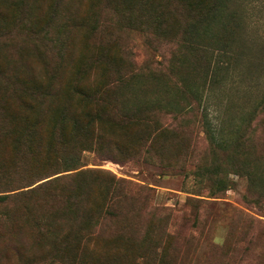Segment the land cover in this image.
<instances>
[{"label": "rangeland", "instance_id": "rangeland-1", "mask_svg": "<svg viewBox=\"0 0 264 264\" xmlns=\"http://www.w3.org/2000/svg\"><path fill=\"white\" fill-rule=\"evenodd\" d=\"M237 1L243 19L238 31L240 39L234 34L235 46H240L236 49L240 57L230 61L227 68L218 70L213 82L209 80L213 72L210 70L202 93L196 99L193 92L199 86L204 69L195 56L200 52L183 46L178 48L177 35L170 37L171 41L163 49L154 51L136 20L139 16L137 0H123L116 9L129 11L133 29L127 30L110 19L111 15L102 8L103 1L89 4V0H73L77 13L72 20L58 14L63 8L58 0H7L0 5V104L5 100L0 105L1 118L9 119L8 115L13 113L31 117L27 107L37 101L20 92L24 89L21 86L24 80L15 76L14 81L4 79L6 74H22L27 68L30 74L37 75L44 69L41 66H46L49 72L53 66L57 86L64 91L76 78L70 70L77 63L76 56L82 53L83 43L92 41L86 29L94 24L102 39L107 38V32L111 36L110 53L115 57L125 48L138 65L159 60L161 68L165 65L167 71L159 79L146 74L148 79L132 87V81L124 83L117 93L112 91L108 97L117 103L113 112L120 114L129 107L157 101L179 102L182 110L158 117L162 126H175L172 131L154 130L153 122L148 126L127 123L129 126L125 127L111 119L98 127L94 124L93 130H97L93 139L97 141L78 148V166L74 170H64L58 152L46 155L54 132L66 135L64 139L74 135L70 124L61 129H47L40 145L32 147L41 150L39 157L31 158L30 163H20L17 168L11 167L14 155L19 159L25 149L13 143L1 146L8 142V138H3L0 184L13 179L12 184L20 186L11 191L16 192L56 176L86 171L74 180L91 181L87 204L94 208L90 219L65 222L63 228L74 227L75 235L68 231L62 245L60 240L64 237H58L56 242L61 251L54 253L49 244L32 248L35 234L26 221L24 209L4 211L0 205V234L6 240L13 238L11 233L19 226L24 248L21 257L16 259L10 248L2 250L0 247V253L7 257H0L3 258L0 264H264V108L254 109L264 101L261 99L264 93V0ZM67 5L70 13L72 9L74 12V8ZM124 15L126 17L127 13ZM74 20L83 22L86 29L73 30L76 28ZM105 22L107 29L102 26ZM59 29L70 35L66 50L69 56L59 63L57 50L52 55L43 48L48 65L42 63L32 49L38 50L39 43L35 41L41 36L54 37L61 33ZM63 47L64 43L58 51ZM213 59L214 56L211 62ZM92 72L85 79L86 84L91 88L108 86L109 75L100 73L99 68ZM88 102L91 101H81L77 96L71 98V113L92 112L94 105ZM204 106L207 118L218 125L213 135L222 130L225 137L233 135L238 138L235 142L242 138L243 143L232 151L216 148L201 121ZM11 127L16 133L21 131L16 123ZM137 129L139 135L145 133L152 137V142L139 151L138 157L117 150L104 152V146H112L113 137L118 143H127L131 138L135 144L133 133ZM54 147L59 148L57 144ZM37 165L46 167L38 171ZM54 168L63 171L46 177L40 175ZM112 177L119 184L110 188L108 180ZM26 180L31 182L23 184ZM113 189L120 195L107 205L108 194ZM4 193L0 191V195ZM11 212L15 213V220ZM99 213L102 216H98Z\"/></svg>", "mask_w": 264, "mask_h": 264}, {"label": "trees", "instance_id": "trees-1", "mask_svg": "<svg viewBox=\"0 0 264 264\" xmlns=\"http://www.w3.org/2000/svg\"><path fill=\"white\" fill-rule=\"evenodd\" d=\"M58 1L63 3L62 10L60 12L57 11L58 14L69 19L71 17L72 20L77 13L74 7L75 3L72 5L73 0ZM97 1L98 3L103 1V3H101L103 4L102 8L106 9L109 16L111 15L110 19L113 20L119 28H125V30L133 29V21L128 18L129 11L126 12L123 10L121 12L116 10L118 6L122 4L123 0H114V3L113 0H89V4L92 2L96 4ZM163 1L164 0H137L139 8L137 14L139 16H137L136 20L140 22L138 25L143 27L142 30L145 32L148 43L154 51L157 50L158 52V50L163 49V47L171 41L169 38L177 35L178 38L175 39V42L178 43V48L183 46L184 48H190L200 52L195 56L198 61L202 62V67L204 69L201 72L199 86L195 90L196 92H193V97L196 99V97L202 93L206 83L207 73H209L210 70L213 69V72L209 76V80L213 82L216 75L219 74L218 70L227 68L230 61L233 60L234 62L236 58L240 57V53L236 51L240 46H235L236 38L239 37L240 39V32L238 31L243 25L239 2L237 0H165L164 3ZM6 2L7 0H0V5ZM21 3H23V1H21ZM67 4H69L71 8H74V12L72 9V13H70ZM100 7L99 5L98 8ZM111 9L115 10L112 12ZM126 13L127 15L125 17L124 14ZM82 23L81 21L74 20L73 26L76 28L73 30L84 28ZM102 26L104 29H107L106 22ZM59 30L61 33H56L54 37L41 36L35 41L39 43L38 50L36 52L35 47L32 49L42 63L44 62L48 65L45 60L46 50L51 54L55 53L57 50L56 54L59 56V63H61L65 57L69 56L66 50L70 43V35L67 36L66 31H63V29ZM98 30L95 24L89 30L88 28L86 29V35L92 37V41L83 43L82 53L76 56L77 63L73 64L75 66L70 70V73L73 71L72 75L75 74L76 78L67 89H64V91H62L60 85L57 86L56 77H54L52 72L55 71V67L53 66L50 68V72L46 70V66H41L44 69L37 75L30 74L28 69L25 68L22 74L16 72L13 75L6 74V77H4V79L12 81H14V76L24 80L21 85L24 89L20 90V92L25 93L30 99H37L35 104L32 103L33 105L31 106L26 105V107L28 106L27 109L31 110V117H26L25 115L20 117L17 113L14 114L13 112V114L8 115L10 117L9 119L8 117H0V142L5 141L3 138H8L9 142L6 141L1 146L13 143V145L25 149L23 156L19 155V159H16L18 155H14V160L10 159L13 162L11 163L12 168H17L16 166H19L20 163L29 162L33 157H39L41 150L37 151L38 148L33 149V145H40L43 134L47 129H61L66 124H70L71 128H73L74 135H70L69 139H64L66 135H62L60 131L58 132L59 134L54 132L53 135H51V144L46 153L48 157L50 153L54 151L58 152L59 157H57L59 160H63V168L66 171L77 168V161L79 160V152L77 150H79V147H88L89 145H87V143H96L97 140L93 139L95 130H97L96 128L93 130L94 124L98 127L106 124L111 119H116L119 125L123 123L125 127L129 125L138 126V124L141 126H148L153 122L155 125L154 130L160 129L161 131H168L167 129H171L172 131L175 129V126H162L161 123L159 124L158 117L168 113L174 114V112L182 111L179 102L176 101L170 103L157 101V103L138 104L131 109L129 107L125 110H121L120 114L115 113V111L113 112V108L116 107L117 103L113 98V100H111V98L108 97L112 91L117 93L124 83H130L131 81L132 87L137 84V82L148 79V77L146 78V74L149 77L153 76L159 79L165 75L167 71L164 70L165 65L163 69L161 68L162 61L159 60L151 61L146 65H138L130 56L129 51L125 48H122L121 52L118 51L115 57V54L113 55L110 53L112 42L109 38L111 36L107 32V38L102 39L101 36L97 34ZM171 34L173 35L170 36ZM234 34H237L235 35L236 38ZM63 43V50L58 51L60 45ZM174 45L176 47V44ZM43 48L46 49L44 50L45 52L42 50ZM163 54L164 52H162V55ZM213 56L214 59L211 62ZM211 63L212 67L210 66ZM96 68H99L100 73L103 75H109L106 80L108 81V86L98 85L91 88V85L84 82L85 79L89 77V74L93 70H96ZM27 84H29V86ZM76 96L81 101H91L88 102V104L92 103L94 105L92 112L87 111L82 115L72 114L69 101ZM261 99H264V93ZM197 102L200 103V101ZM4 103L5 100H3L0 105ZM20 105H22V102H20ZM15 106H17V103ZM263 108L264 101L261 105L258 104L254 106L255 110L258 109L261 111ZM203 109L205 113L201 110L200 115L204 130L207 135L211 136L210 141L216 148L232 151L235 147H238L239 144L243 143L242 138L235 142L238 138L233 137V135L225 137L222 134V130L220 134L218 131L216 135H213L218 125H214V123L207 118L208 111L205 106ZM254 109L253 111H255ZM14 123H16V127H20L21 131L19 133L12 130L11 126H13ZM127 123L130 124L127 125ZM9 131H11L12 134ZM138 133V129L133 133V135L136 136L135 144H133L131 138H129L127 143H118L119 141H115L113 137L111 141L112 146H104V152L117 150L124 154L132 153L133 156L138 157L139 151L142 149L144 150L145 147L147 148L152 142V137L149 138V134L145 135L144 133L139 135ZM245 140L249 141V137H246ZM250 140H252V138ZM55 144H57L59 148H55ZM0 154L4 155L3 151H0ZM38 166L39 165L36 167L38 171L46 167ZM60 171L63 170H59V168L48 169L41 172L40 175L46 177ZM84 172L86 171H76L63 177L56 176L41 181L26 190L16 192H11L20 187L12 184V181L15 180L7 179L4 183L0 184L3 185V187H0V191L6 192L0 195V205L3 207L4 211H6V209H11L13 211L24 209L26 211V221L31 224V230L35 234L32 248L36 246L40 248L39 245L49 244L50 249L54 253H57L61 251L60 246L56 242L58 237H64V239L60 240L61 244L69 235L68 231H72L71 233L75 235L74 227L67 230L63 228L65 222L90 219L94 208L87 204L91 181H87L86 179L82 181L74 180L80 178ZM96 172L97 171L94 173ZM104 174L109 176V173L104 172ZM29 182H31V180H26L23 184H29ZM108 183L110 188H112L115 183L119 184L113 177L110 178V181L108 180ZM108 189L107 187L105 190L106 193ZM114 189L108 194V200L106 199L107 205L120 195L119 192H114L116 190ZM11 213V217L15 220V213ZM98 216H102V214L99 213ZM93 219H95V222ZM93 219L92 221L97 223V217ZM20 230L21 228L19 226H15V229L11 233L13 238L8 240L0 234V247L2 250L10 248L12 255L16 259L21 257L24 250ZM0 257L7 258L5 254L1 253ZM3 258H0V261H2Z\"/></svg>", "mask_w": 264, "mask_h": 264}]
</instances>
